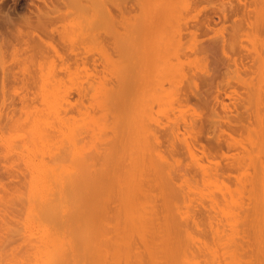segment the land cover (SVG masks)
Returning <instances> with one entry per match:
<instances>
[{"label":"rangeland","instance_id":"obj_1","mask_svg":"<svg viewBox=\"0 0 264 264\" xmlns=\"http://www.w3.org/2000/svg\"><path fill=\"white\" fill-rule=\"evenodd\" d=\"M44 258L264 264V0H0V264Z\"/></svg>","mask_w":264,"mask_h":264},{"label":"bare ground","instance_id":"obj_2","mask_svg":"<svg viewBox=\"0 0 264 264\" xmlns=\"http://www.w3.org/2000/svg\"><path fill=\"white\" fill-rule=\"evenodd\" d=\"M45 206H46V205H45ZM45 206H44V207H45ZM45 209H46V208H45ZM50 209H51V208H50ZM53 209H54V208H53ZM47 210H48V208H47ZM47 210H46V211H47ZM46 211H45V212H46ZM53 211H54V210H53ZM55 211H56V210H55ZM67 213H68V212H67ZM51 257L53 258V256H51ZM57 260H58V259H53V260H52L51 258H49V259H48V258H44V259H42V264H57ZM60 260H61V259H60ZM61 261H62V260H61ZM61 261H60V262H61ZM63 261H64V260H63ZM65 261H66V260H65ZM78 262H80V260H78Z\"/></svg>","mask_w":264,"mask_h":264}]
</instances>
